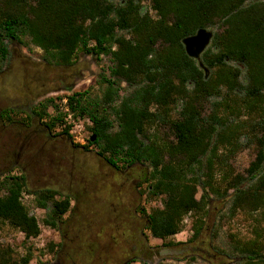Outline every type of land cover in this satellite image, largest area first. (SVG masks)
<instances>
[{
    "label": "trees",
    "instance_id": "obj_1",
    "mask_svg": "<svg viewBox=\"0 0 264 264\" xmlns=\"http://www.w3.org/2000/svg\"><path fill=\"white\" fill-rule=\"evenodd\" d=\"M141 1L0 0V68L8 41H27L57 65L74 64L79 51L110 57L108 77L102 75L103 95L74 92L66 96V104L74 117L91 122L94 139L89 143L108 164L150 167V193L164 195L163 206L147 215L153 237L164 240L180 232L185 215L205 212L210 193L229 197L233 211L264 210V0H150L154 17L141 13ZM213 26L217 31L202 53L209 70L205 75L181 41ZM121 82L132 87L124 95L119 93ZM176 102L177 116L170 118ZM49 107L55 113L45 120ZM33 111L49 131L63 125L64 114L53 99L38 103ZM158 123L167 124L171 140L148 134ZM69 127L63 125L59 134L69 137ZM241 137L256 147L247 176L220 175L221 150L232 153ZM218 181L226 187L221 189ZM1 184L6 191L0 195V220L25 239L38 236V221L21 201L24 176ZM199 187L203 192L196 198ZM54 194L43 190L35 198L39 207L50 203L43 221L57 227L70 198L55 199ZM197 222L193 237L202 228L201 219ZM237 249L242 256L236 264H264V238ZM31 258L30 249L18 258L0 249V264H29Z\"/></svg>",
    "mask_w": 264,
    "mask_h": 264
},
{
    "label": "rangeland",
    "instance_id": "obj_2",
    "mask_svg": "<svg viewBox=\"0 0 264 264\" xmlns=\"http://www.w3.org/2000/svg\"><path fill=\"white\" fill-rule=\"evenodd\" d=\"M109 1L121 4L123 0ZM140 11L155 16L150 0L141 1ZM207 28L213 35L217 31L216 26ZM26 43L8 41V55L0 68V195L6 191L1 184L5 179L24 176L21 201L29 214L37 219L40 233L25 239L22 232L0 220V249H8L13 258L30 249L32 258L29 264L43 263L49 260L52 251L60 248L61 242L63 245L69 242L68 239L62 241L61 235L82 220V238L98 243L89 264H99L100 255L104 260L112 261L116 257L119 261L120 249L125 248L123 241L120 248H112L107 246L106 237L111 235L109 231L98 234L99 230L106 229L107 224L108 227L120 228L121 220L114 214L117 207L120 213L130 217L128 226L134 234L129 235V244L138 239L144 240L150 247L144 261L136 257V261L129 264H236L235 261L242 256L238 247L264 238V210L233 211L229 197L219 198L211 193L205 212L185 215L180 232L164 240L153 237L143 217H147L152 209L163 206L164 195L150 193V167L147 163L132 167L119 163L117 168L108 164L97 153V146L89 143L92 133L88 127L91 122L85 117H74L66 104V96L74 92L85 91L91 98L103 95L105 84L101 82L102 75L108 77L110 57L101 55L96 58L79 51L74 64L57 65L47 62L39 47ZM202 53L199 58L192 59L208 75L209 70L204 71L199 65ZM131 89L121 82L119 93L124 95ZM47 99H53L64 114L63 125H70L69 137L59 134L63 128L61 124L51 131L44 125V121L55 113L51 107L47 109L49 116L45 120H40L34 113L38 103ZM209 107L205 103L204 112H208ZM178 109L176 102L169 110L170 118L177 116ZM148 134L166 141L173 137L164 123L150 127ZM239 142V148L232 153L227 149L221 150L220 158L224 164L220 175L247 176V168L256 156V147L244 137ZM77 145H87V149ZM216 184L221 189L226 187L225 182L218 181ZM247 185L248 182H245L242 187ZM43 190L55 191V199L70 198V207L61 217L62 224L56 221L57 227L46 225L43 221L50 214L51 207L50 203L44 208L37 205L35 194ZM231 191L228 190V193ZM202 192L199 187L196 198ZM134 209L140 216L130 214ZM199 219L202 228L193 237L194 225ZM87 227L91 232H87ZM122 228L121 237L127 235L125 226L122 225ZM140 231L144 232V236H140Z\"/></svg>",
    "mask_w": 264,
    "mask_h": 264
},
{
    "label": "flooded vegetation",
    "instance_id": "obj_3",
    "mask_svg": "<svg viewBox=\"0 0 264 264\" xmlns=\"http://www.w3.org/2000/svg\"><path fill=\"white\" fill-rule=\"evenodd\" d=\"M123 2L124 0L122 1V3ZM113 4L117 5L115 3ZM130 204L131 203H127V205ZM129 210L131 209L129 208ZM130 212H131L130 214H135L140 216V214L136 211V209ZM114 214L118 215L117 218L121 220L119 222V224L121 225L120 228L119 227L116 228L112 226L111 223H109L111 224L112 227H108L109 225L107 224L106 229L99 230L98 234H103L104 232L108 233L109 231L111 235H108L106 237V239H108L109 242L107 246L110 245V247L118 249L120 248L121 241H123V243L125 244V248L121 247L120 249L121 255L119 257V261L118 258L116 257H114L115 259H113L112 261L104 260L102 259L103 256L100 255V259L97 258L98 259L97 262L99 264H129L136 261V257L144 261L146 256H148L150 253V247L148 243L145 242L144 240L139 241L138 239H136L134 242L132 241L133 243L132 245H130L129 244L130 239L128 237L130 234L131 235L134 234V230L130 228V226H128L129 224L128 219H130V217L127 216L126 213L123 212L120 213L119 207L115 208ZM61 217L58 219L57 222L62 224L63 221L61 220ZM143 218H144V224L146 226L147 217L144 216ZM122 225L125 226L127 232V235L123 237L120 236V231L123 230ZM58 227H60V225H58ZM86 230L88 233L91 232V230L88 227L86 228ZM141 235L144 236L143 231H140V236ZM61 236H62V241L63 239H68L69 242L64 245L61 242L60 248L57 249V251H52L49 260L44 261L43 263L40 264H89L90 263V259L94 255L93 252L98 249V243H96L94 240L91 239L82 238V220L78 225H74V227L69 228L67 233H63ZM115 241H117L118 243H115ZM116 244H118V246H116ZM62 249L64 250L63 253H61Z\"/></svg>",
    "mask_w": 264,
    "mask_h": 264
},
{
    "label": "water",
    "instance_id": "obj_4",
    "mask_svg": "<svg viewBox=\"0 0 264 264\" xmlns=\"http://www.w3.org/2000/svg\"><path fill=\"white\" fill-rule=\"evenodd\" d=\"M213 38V32L208 30L207 27L199 28L192 35L186 36L182 39V45L185 53L191 58H199L200 54L207 48L211 39ZM200 67L204 68V71L207 70V67L204 66L203 62L200 60ZM92 136L90 140H93Z\"/></svg>",
    "mask_w": 264,
    "mask_h": 264
}]
</instances>
